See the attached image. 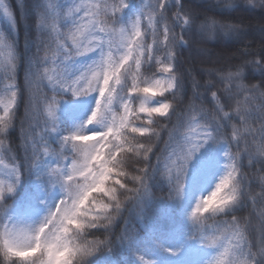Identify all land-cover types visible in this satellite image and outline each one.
<instances>
[{
  "label": "clouds",
  "instance_id": "clouds-1",
  "mask_svg": "<svg viewBox=\"0 0 264 264\" xmlns=\"http://www.w3.org/2000/svg\"><path fill=\"white\" fill-rule=\"evenodd\" d=\"M41 3L32 55L26 56L15 38L0 30V53L6 48L14 53L11 63L0 59V165L5 152L13 153L17 147L24 163L21 169L14 162L12 178L0 179V264H88L109 239L96 230L110 229L147 180L154 147L140 138L159 139L167 129L169 141L179 133V145L185 137L182 129L193 124L206 128L211 138L191 155L182 175L183 188L188 167L200 150L209 141L225 145L223 172L188 214L196 226L193 236L215 249L207 264H264V0H142L126 22L121 13L110 11L121 0H100L92 3L95 27L85 29L86 42L82 41L93 48L89 53L70 39L61 44L62 33L47 31L46 23L42 26V17L46 21L64 17L51 14L50 0ZM239 6L251 12L237 10ZM77 23H68V31ZM228 39L239 43L234 47L216 43ZM94 52L95 58L76 64ZM53 54L65 83L79 80L84 86L96 74L95 91L82 95L96 94L91 114L75 131L62 135L58 146L48 139L58 131V116L53 120L43 106L38 107L33 91L37 78L45 87L40 67ZM159 64L168 65V70H157ZM142 66L150 75L140 84L159 91L134 96L143 97L139 105L160 97L150 105L159 110L140 115L136 108L127 114L114 95L124 103L134 101L132 89ZM249 70L260 77L249 78ZM8 81H14L13 88ZM47 85L62 97L58 108L66 99L63 92L80 97L70 87L50 81ZM47 99L44 95L43 102ZM142 116L147 122L136 126ZM93 123L102 125L101 130H84ZM13 129H18L17 141L10 135ZM45 161L42 175L48 187L38 202L42 207L23 211L12 198L25 173ZM175 187L178 194L183 192L177 183Z\"/></svg>",
  "mask_w": 264,
  "mask_h": 264
},
{
  "label": "trees",
  "instance_id": "trees-1",
  "mask_svg": "<svg viewBox=\"0 0 264 264\" xmlns=\"http://www.w3.org/2000/svg\"><path fill=\"white\" fill-rule=\"evenodd\" d=\"M130 1L136 8H129ZM91 2L98 3L100 0H91ZM50 3L57 4L59 8L66 11L72 0H50ZM42 6L41 0H11V7L17 22L16 27H12L7 23L2 7H0V30L6 32L8 36L14 37L17 47L26 56L35 53L37 48L35 39L38 31L36 20L38 9ZM141 6L142 0H128V7L121 13L122 20L126 22L133 17ZM237 10L251 12L250 9L243 8V6H239ZM216 11L219 12V10ZM80 15H83V13H80ZM101 18L106 19V17ZM47 22L50 25L53 23V19L50 17ZM56 23L61 32H68L67 24L70 21L66 20L63 23L57 21ZM47 31H50V29H47ZM216 43L234 47L239 41L228 39L216 41ZM25 45L27 46L25 47ZM43 54L42 52L41 55L43 56ZM96 55L97 53L94 52L80 57L76 64L87 63L95 58ZM163 66L164 64L157 65V70L162 69ZM44 69H48V76L53 78H56V73L59 71L51 60L41 65V74ZM22 70L23 65H21V72ZM149 75L150 73L145 72L142 66L138 82L148 78ZM247 75L249 78L255 79L259 78L261 74L249 70ZM48 81L47 77H45V88L44 84L37 78L33 84V91L37 98V106H43L47 112L51 108L58 116V131L48 137L51 144L58 146L62 135L68 131H75L91 114L97 97L95 93L74 97L71 92L65 91L63 95L66 99L60 101L59 108L56 110V102L62 97L50 91V86L47 85ZM8 83H14V81H8ZM140 86L143 87L144 85L141 83ZM44 95L48 97L46 102H43ZM141 99L143 97H133L134 108L139 107ZM160 99V97H151L147 99V103L155 105ZM19 110L21 108L18 106ZM147 119V116H142L136 126L146 123ZM156 119L157 117L154 116L153 120L155 121ZM160 123H166V121H161ZM152 127L155 128L156 125L154 124ZM101 128L102 125L93 123L84 130L93 131L101 130ZM188 129L185 126L182 130L187 132ZM156 130L159 131L158 128ZM10 135L13 141H17L19 139L18 129H13ZM136 135L140 136V134ZM180 139L182 138L177 133L173 140L169 141L167 129L161 131L159 139L155 137H152L151 140L146 137L140 138L141 143L154 147L152 153L149 154L147 180L144 186L126 202L122 215L110 229L96 230L97 234L101 235L102 238L108 236L109 239L107 246L102 247L101 251L91 257L88 264H102L105 261L110 264H187L193 252L202 251L203 244L200 239H198L199 246L197 249L195 248L197 239H194V244L191 247L186 245V242L194 237L192 234L195 232L194 228L196 229V226L189 220L188 214L197 199L203 196V192L206 191V186L209 185L210 181L215 178L218 179L223 172L225 161L222 153L225 150V145L209 141L200 150L188 167L183 192L178 194L175 187L177 178L174 172L172 176H169L165 165L169 153L175 148L176 141ZM166 141L168 142L165 143ZM4 161L7 165L18 162L21 169H23L22 150L17 147L13 153L5 152ZM46 163L47 161L39 165L37 169L25 173L16 196L12 198L20 205L21 210L25 211L29 206L33 208L42 207L38 202L47 195V179L42 175ZM11 178V169L5 165H0V179ZM129 186L131 187L132 185ZM240 210L242 211L243 209L241 208ZM210 250L214 255L215 249Z\"/></svg>",
  "mask_w": 264,
  "mask_h": 264
},
{
  "label": "snow or ice",
  "instance_id": "snow-or-ice-1",
  "mask_svg": "<svg viewBox=\"0 0 264 264\" xmlns=\"http://www.w3.org/2000/svg\"><path fill=\"white\" fill-rule=\"evenodd\" d=\"M128 7V0H121L119 7L111 8L110 11L113 14L122 13L123 10ZM0 7H3L5 12H7L9 17H12L11 10L7 7L6 0H0ZM49 11L52 15L56 16L57 18L64 17V19H60V22L63 23L65 19H67L70 22H78L77 26L73 29L69 30L67 33H63L60 31L59 27L57 26V21L54 19L52 24H48V22L42 17L41 24L42 26L46 23L48 26V29L50 31L56 32V33H62L58 36V40L61 44L66 43L68 39L75 42L77 46L82 47V51L84 53H89L93 51L92 47L89 46H83L82 41L86 42V31L85 29L91 24L92 27H95V24L91 23L92 17H93V8H92V2L91 0H72V3L69 7L65 9H61L58 7L57 4L49 3ZM65 12L67 13V16L65 17ZM80 13H83V15H80ZM63 37V38H62ZM100 46H96L95 50L99 51ZM14 53L10 48H6V50L3 53H0V59H6L8 63L12 62ZM108 58L111 59V53L108 54ZM55 55H52V63L56 65L55 63ZM48 61L46 60L45 63ZM57 66V65H56ZM164 71L168 70V65L164 64L162 67ZM48 69H44V72L42 73V77L47 79L50 82L58 83L64 87H70L71 91L77 95L82 96L86 95L88 91H95V86L92 83V81L95 80L96 74H93L91 79L88 80V83L84 86L80 85V81H72L70 84L65 83V81L60 77L59 71L56 73V78H53L52 76H48ZM111 76V73H109ZM81 79H85V77H82ZM139 76L137 75L136 78V86L132 89L133 94L138 93H155L159 91V89H155L151 86H140ZM9 88H13L14 85L12 83H9ZM13 96H15V93H12ZM134 96V95H133ZM114 102L117 103H123L125 113L131 114L133 112V101L128 100V102L124 103L123 101L118 100L114 95ZM14 103V100L10 101V104ZM101 104H103V98L101 99ZM58 108V102H56V110ZM159 109H155L153 106L148 105L147 103L139 105L138 112L140 115L144 114H151L154 111H158ZM48 115L55 120L56 114L55 111L49 108ZM123 115V114H121ZM194 126V127H192ZM234 134L238 135V132H234ZM210 134L208 133L207 129L202 127L200 124H193L191 127H189L188 131L185 132L184 142L182 144L176 145L174 148V151L172 153V156L168 159L166 162V171L169 174V176H172L173 172L177 178V188L178 191L183 189V181H182V175L184 172V169L186 168L189 159L191 158V155L198 150L200 147L203 146V144L209 140ZM185 145L187 148H185ZM228 155V153H226ZM3 165L6 167H9L10 169L13 168L12 165H7L5 161H3ZM12 174V172H11ZM137 179H140L138 177ZM258 182V179H257ZM24 255H28V253H24Z\"/></svg>",
  "mask_w": 264,
  "mask_h": 264
},
{
  "label": "rangeland",
  "instance_id": "rangeland-1",
  "mask_svg": "<svg viewBox=\"0 0 264 264\" xmlns=\"http://www.w3.org/2000/svg\"><path fill=\"white\" fill-rule=\"evenodd\" d=\"M249 34H252V35H257L256 33H249ZM2 107H3V105L2 106H0V109H2Z\"/></svg>",
  "mask_w": 264,
  "mask_h": 264
}]
</instances>
